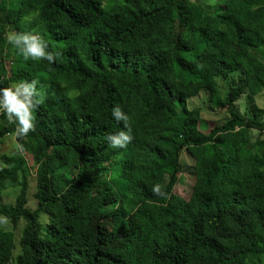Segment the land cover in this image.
I'll return each mask as SVG.
<instances>
[{"label":"trees","instance_id":"trees-1","mask_svg":"<svg viewBox=\"0 0 264 264\" xmlns=\"http://www.w3.org/2000/svg\"><path fill=\"white\" fill-rule=\"evenodd\" d=\"M7 28L58 55L0 60V87L35 80L46 97L0 155V264H264V111H236L264 91V0H16L0 46ZM203 92L222 113L205 131L188 104ZM117 105L124 147L107 140L128 131ZM15 127L0 113V142Z\"/></svg>","mask_w":264,"mask_h":264},{"label":"clouds","instance_id":"clouds-1","mask_svg":"<svg viewBox=\"0 0 264 264\" xmlns=\"http://www.w3.org/2000/svg\"><path fill=\"white\" fill-rule=\"evenodd\" d=\"M8 42L14 45L24 60H47L54 63L58 55L55 51H49L47 42L38 34L17 33L8 34ZM43 85L38 89L37 81H21L8 87H0V113L16 125L13 135L17 138H24L35 129L34 110L45 102V94L42 91ZM112 115L119 122H124L128 131H119L116 134L108 135L107 140L113 147H124L132 140L129 117L123 113L117 105L112 109ZM18 147L23 148L22 145ZM153 191L161 194L160 186L154 187Z\"/></svg>","mask_w":264,"mask_h":264},{"label":"rangeland","instance_id":"rangeland-1","mask_svg":"<svg viewBox=\"0 0 264 264\" xmlns=\"http://www.w3.org/2000/svg\"><path fill=\"white\" fill-rule=\"evenodd\" d=\"M5 2V3H4ZM104 2H108V0H104ZM0 4H6L7 6H14L16 5V0H0ZM5 40L0 46V60L4 59L6 54H13L14 51L18 50L14 45L8 42V34L13 31V29L7 28L5 30ZM256 53V52H254ZM238 80V76L234 77V81L236 82ZM13 84V83H12ZM9 84L6 87L12 85ZM219 84L225 88L228 86V84L225 82H219ZM249 103H254L259 109H262L264 111V91L253 97L249 98L248 96H242L240 97L239 101L236 103V111L238 114L243 115L244 111L247 109V106ZM189 107L194 108L198 107L201 108L202 110V121L200 123V128L205 131L207 128L211 127L215 123H219L221 121L222 113L218 112L215 109H212L208 103H207V94L206 93H201L197 97L192 98L189 100ZM264 118V116H263ZM258 132H253V136H257ZM262 138H264V133L262 134ZM18 146L15 142L14 135H6L0 142V155L5 154V155H11L15 152H18ZM28 163V166L30 168V175L28 177L29 181V187H28V198H29V204L30 207H34L35 205V200L33 198V194L35 193V166L32 164V160L29 155L24 154ZM183 184V183H182ZM185 185V184H184ZM185 186H182L181 184L177 185L175 189V193L180 195L181 197L186 198V190L184 188ZM19 190V187L16 185H9L6 184L5 186L2 187V203H13L15 196L17 195ZM113 224V221L108 220V226ZM18 227L14 230V238H15V251L14 254L16 255L19 252V245L18 241L21 236V231L23 230L24 227V221L20 220L18 222ZM0 228L3 230H8L10 229V223L9 220H7L5 217L0 216ZM120 252V251H119Z\"/></svg>","mask_w":264,"mask_h":264}]
</instances>
